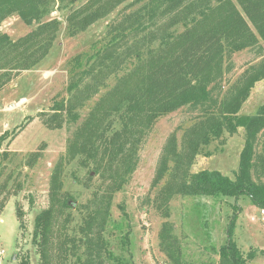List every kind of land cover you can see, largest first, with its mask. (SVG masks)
<instances>
[{
	"label": "trees",
	"instance_id": "obj_1",
	"mask_svg": "<svg viewBox=\"0 0 264 264\" xmlns=\"http://www.w3.org/2000/svg\"><path fill=\"white\" fill-rule=\"evenodd\" d=\"M56 1L0 0V88L36 69L50 54L63 25L58 18L47 19ZM69 1L65 29L74 38L129 0H88L79 6L81 0ZM12 16L36 28L13 40L1 31ZM245 50L260 60L233 80L234 55ZM66 70L67 96L55 102L43 122L50 128L76 126L67 157L80 159L92 170L88 181L94 172L98 184L83 206L87 215L77 239L67 230V210L73 206L63 192V166H56L49 207L35 219L33 243L40 264H67L72 258L73 264H132L115 255L105 237L113 200L136 171L147 134L178 111L191 124L179 126L164 149L152 186L158 209L168 216L172 200L183 196L248 197L264 210V104L254 115L241 113L253 88L264 80V0H131L108 23L105 37L72 57ZM86 109L87 116L77 124ZM241 127L245 142L233 179L219 171L192 172L197 157L213 142ZM234 209L219 259L197 264H250L256 257L252 251L245 255L233 239L241 212L237 202ZM18 216L22 220L20 208ZM160 239L169 264H195L184 260L171 222L163 224ZM19 264H31L30 257Z\"/></svg>",
	"mask_w": 264,
	"mask_h": 264
},
{
	"label": "rangeland",
	"instance_id": "obj_2",
	"mask_svg": "<svg viewBox=\"0 0 264 264\" xmlns=\"http://www.w3.org/2000/svg\"><path fill=\"white\" fill-rule=\"evenodd\" d=\"M86 1L81 0L77 5ZM130 1L92 25L84 34L70 38L65 29V8L71 2L57 0L47 19L58 18L63 25L50 54L36 69L21 72L0 88V253L4 251L0 264H19L27 255L31 264H40L39 250L33 243L35 219L49 207L51 176L59 163L63 166V192L69 194L67 199L73 206L67 210L71 215L67 230L71 236L81 237L79 228L87 215L83 206L93 197L98 178L92 172L94 180L89 182L87 177L92 170L83 167L80 159L71 161L67 157L68 143L76 126L65 124L61 128H50L43 120L52 114L55 102L67 96L66 63L103 39L108 23ZM35 28L36 24L28 25L19 16H12L2 24L1 31L18 40ZM255 54L245 50L234 55L231 79H237L260 60ZM21 99L25 101L18 108H9ZM263 104L264 80L253 88L241 113L254 115ZM89 110L81 112L77 124ZM189 119L184 111H178L160 119L147 134L141 144L136 171L114 197L106 239L115 255L132 264H169L161 251L160 231L165 222H171L174 234L181 242L184 260L195 264L217 261L237 202L241 212L237 215L233 239L245 255L251 251L256 254L250 264H264V218L248 197L218 200L176 196L170 203L168 216L154 204L152 186L164 149L179 126L191 124ZM181 136L182 132H179L178 139ZM244 142L242 127L233 136L225 134L197 157L192 172L219 171L233 179ZM87 185L93 188H87ZM19 208L23 213L22 220L18 216ZM81 249L82 253L83 247ZM71 260L73 264V258L67 264H71Z\"/></svg>",
	"mask_w": 264,
	"mask_h": 264
},
{
	"label": "water",
	"instance_id": "obj_3",
	"mask_svg": "<svg viewBox=\"0 0 264 264\" xmlns=\"http://www.w3.org/2000/svg\"><path fill=\"white\" fill-rule=\"evenodd\" d=\"M24 101H25V99H21L20 101H18L15 104H10L9 108H13V109L18 108V106H20L21 103H23Z\"/></svg>",
	"mask_w": 264,
	"mask_h": 264
},
{
	"label": "built area",
	"instance_id": "obj_4",
	"mask_svg": "<svg viewBox=\"0 0 264 264\" xmlns=\"http://www.w3.org/2000/svg\"><path fill=\"white\" fill-rule=\"evenodd\" d=\"M261 215H262V217L264 218V210H261ZM2 255H4V251H2V252L0 253V256H2Z\"/></svg>",
	"mask_w": 264,
	"mask_h": 264
}]
</instances>
